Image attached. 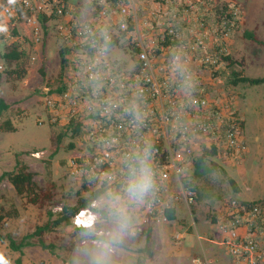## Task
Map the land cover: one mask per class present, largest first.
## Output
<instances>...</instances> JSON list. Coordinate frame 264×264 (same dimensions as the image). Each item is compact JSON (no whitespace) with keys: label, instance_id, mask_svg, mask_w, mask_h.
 <instances>
[{"label":"built area","instance_id":"2783aa9c","mask_svg":"<svg viewBox=\"0 0 264 264\" xmlns=\"http://www.w3.org/2000/svg\"><path fill=\"white\" fill-rule=\"evenodd\" d=\"M84 1L91 19L66 0H0V16L24 14L36 44L38 15L57 21L71 65L55 88H43V105L50 123L77 124L66 173L79 184L105 186L115 211L166 221L165 211L195 203L188 174L203 149L234 157L235 164L245 150L234 95L220 82L230 37L243 25L240 6L237 0ZM145 178L147 189L137 191ZM94 213L80 209L71 223L89 227ZM214 226L226 264H264L262 204L229 198Z\"/></svg>","mask_w":264,"mask_h":264},{"label":"rangeland","instance_id":"374dc122","mask_svg":"<svg viewBox=\"0 0 264 264\" xmlns=\"http://www.w3.org/2000/svg\"><path fill=\"white\" fill-rule=\"evenodd\" d=\"M71 1L76 6L86 7L83 0ZM237 2L243 25L230 37L227 54L234 63L222 68L220 82L224 91L234 95L245 150L237 153L238 164L234 163V157L230 160L209 156L197 172L191 170L188 178L195 186V203L190 205L192 216L179 204L173 220L137 224L128 214L115 211L108 196L102 194L96 199V208L103 210L104 215L99 211L94 213L91 226H84L82 230L72 223L58 225L41 235L48 247H41L32 237L28 239L29 245L15 250L9 246V240L19 242L23 235L49 218L48 211L52 213L50 218H54L63 203L73 205L85 192L79 190L77 180L66 176L65 161L75 154L67 147L71 140L69 133L56 144L55 135L64 128L48 121L49 110L43 105V88H55L60 81V70L68 74L64 68L71 65L69 50L56 30L57 21H48L44 33L40 28V44H36L24 23V14L0 16V23L7 29L0 31V52L10 41L18 43L24 51L19 63L25 72L21 78L5 74L4 70L14 68L16 62L0 59V96L8 105L0 122L9 120L14 128L13 131L0 130V173L13 170L17 159L33 172L38 185L52 187L48 201L30 204L14 192L6 178L0 181V236L3 238L0 254L8 264H192V258H197L199 264L227 263L229 257L219 243L214 226L222 206L231 197L264 206V82L251 84L242 80L233 84L228 77L231 70L241 72L243 78L264 77V0ZM91 14L93 17L94 11ZM249 34L254 39H249ZM63 46L66 61L59 69L58 51ZM120 54L112 53L113 56ZM40 65L43 77L38 71ZM228 178L234 181L236 192ZM145 226L153 240L151 257L141 250ZM177 232L182 234V239H174ZM101 234L103 239L98 237Z\"/></svg>","mask_w":264,"mask_h":264},{"label":"trees","instance_id":"16d2710c","mask_svg":"<svg viewBox=\"0 0 264 264\" xmlns=\"http://www.w3.org/2000/svg\"><path fill=\"white\" fill-rule=\"evenodd\" d=\"M54 17L55 16H51ZM38 20L40 22V25L42 27L43 33L46 30V21L47 18L43 15H38ZM15 31H12V34H14ZM243 34L245 35V31L243 32ZM249 37V39H254L253 36H251L250 34L247 35ZM66 51V48L63 46L62 48L59 49L58 53L60 56V69H62V63L65 62V57H64V53ZM24 55V51L23 49L20 47V45L18 43H16L14 40L10 41L9 44H7V46L5 47V49L1 50L0 52V59H2L3 61L7 62V63H11V62H16L14 68H9V69H5L4 73L9 75V76H14L16 78H21L24 75V68L22 67L23 65L20 64V60L22 58V56ZM226 60V66H231L234 61L230 58V56H224L223 57ZM39 74L40 76H44V72L42 69V65H40L39 69ZM61 71L59 73V76L61 75ZM223 72V70H222ZM228 77L231 81V83L236 84L238 81H247L248 83L251 84H255V83H262L264 82V77L261 78H243L241 76V72L239 71H234L231 70L228 73ZM8 107V105L4 102V100L2 99V97L0 96V116L2 114V112ZM77 124L72 123V121H70L67 126H65L64 130L59 131L56 135H55V141L56 144L60 142L61 138L66 134L69 133V137L70 139L75 135V132L77 131ZM0 130L1 131H13L14 128L11 125L9 120H3L2 122H0ZM73 146V142L70 140L67 143V147L68 148H72ZM209 156H215V150L214 149H203V151L199 154V156H197L194 161H193V172H197L200 167L204 164V161L207 157ZM212 165L215 166L216 164L214 162H212ZM66 176L71 178L73 180L72 177H70L67 173ZM6 178L7 181L10 183L12 189L14 190V192L18 195V196H22L25 201L27 203L30 204H40L42 202L48 201L51 196H52V192H51V186L45 187V186H40L36 183V181L33 179V172L30 171L29 169H27L26 165L24 163L19 162V160H15V164H14V169L11 171H2L0 173V181ZM74 181V180H73ZM228 183L230 184V186L232 187L233 191L236 192V187L234 185V181L231 178H228ZM189 184L191 185L192 189L195 190V186L191 184V182L189 181ZM94 184L87 182L86 180H81V183L79 184V190L85 192L84 196L79 197L77 199V201L75 202V204L73 205H68L66 203H63L60 206V210L56 213L54 218H50L52 216V213L50 211L47 212L48 214V219L40 224V225H36L33 230L25 235L22 236L21 240L19 242H14L12 240H9V246L12 249H20L22 246L24 245H29V241L28 239L35 237L36 238V242L43 248L48 247L47 244L43 243L42 239H41V235L43 232L45 231H50L52 228H54L55 226L58 225H69L71 223V218L72 216L80 209H87L89 208L91 211L97 213L98 211L104 215L103 210H101L100 208H96L93 206H90V203H92L93 201H96V199L98 197H100L102 194H104L105 192V186H101L98 188H93ZM165 215L166 218L168 220H172L174 219V212L172 209L165 211ZM97 226V225H95ZM77 229H82L84 230V227H77ZM136 232L140 231V228L137 227L135 228ZM139 229V230H137ZM143 234H144V244L141 248V250L146 254L147 257H151L152 256V237L150 234L149 229L145 228L143 229ZM94 237V236H93ZM100 239H103L104 237L102 236V234L100 236H98ZM3 238L0 236V240H2ZM126 241L129 242L130 237L126 238ZM118 246H123V243H117Z\"/></svg>","mask_w":264,"mask_h":264},{"label":"crops","instance_id":"0c3cea01","mask_svg":"<svg viewBox=\"0 0 264 264\" xmlns=\"http://www.w3.org/2000/svg\"><path fill=\"white\" fill-rule=\"evenodd\" d=\"M67 1V3L68 4H71V5H73V6H75L76 7V9H75V12H76V14L77 15H79L81 18H84V19H91V11H93V9H91V6L90 5H88V4H86V2L83 0V4L86 6V7H81L80 5H74L73 3H72V1L71 0H66ZM148 7L149 8H151V7H153V4H150V5H148ZM52 20H54V19H52ZM63 20H65V19H63ZM48 21H51V19H47V21H46V23L48 22ZM46 23H45V25H46ZM15 25V24H14ZM36 49H37V45H36ZM59 69H60V66H59ZM216 87H218L219 85H215ZM45 87V86H44ZM218 88H221V87H218ZM217 88V89H218ZM232 198V197H231ZM178 206V205H177ZM177 208V207H176ZM176 208L175 209H172L173 210V212H174V216H175V211H176ZM186 209H187V211H188V213H189V215L190 216H192L191 214V211H190V206L187 208L186 207ZM221 211V210H220ZM220 211H219V213H220ZM219 213L217 214V216H216V218L218 217V215H219ZM130 220L131 221H133V222H136L137 224H142V223H146V222H149V221H143V220H139V218L137 217V218H131V216H130ZM173 220V219H172ZM151 221V220H150ZM167 221H170V220H166V222ZM215 221H216V219H215ZM145 228H147L148 229V227L147 226H145ZM144 228V229H145ZM154 248H155V245H154ZM191 254H194L192 251H191ZM153 257H154V255H153ZM115 259H117V258H115ZM219 259H221V257L219 258ZM129 264V263H128ZM139 264H144V263H139Z\"/></svg>","mask_w":264,"mask_h":264},{"label":"clouds","instance_id":"9594fccd","mask_svg":"<svg viewBox=\"0 0 264 264\" xmlns=\"http://www.w3.org/2000/svg\"><path fill=\"white\" fill-rule=\"evenodd\" d=\"M15 0H9V3H14ZM6 26L2 23H0V31H6ZM148 187V181L147 178L143 179L138 185L135 186L137 191L143 192ZM0 264H8V262L5 260L3 254H0Z\"/></svg>","mask_w":264,"mask_h":264},{"label":"bare ground","instance_id":"6f19581e","mask_svg":"<svg viewBox=\"0 0 264 264\" xmlns=\"http://www.w3.org/2000/svg\"><path fill=\"white\" fill-rule=\"evenodd\" d=\"M83 222L85 223V225H89V218L85 217V219H83Z\"/></svg>","mask_w":264,"mask_h":264}]
</instances>
